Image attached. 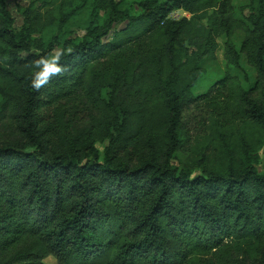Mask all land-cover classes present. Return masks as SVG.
Listing matches in <instances>:
<instances>
[{
  "label": "trees",
  "instance_id": "obj_1",
  "mask_svg": "<svg viewBox=\"0 0 264 264\" xmlns=\"http://www.w3.org/2000/svg\"><path fill=\"white\" fill-rule=\"evenodd\" d=\"M247 1L237 19L232 0H31L18 26L0 0V264H264V0ZM75 16L81 36L41 35ZM220 38L255 84L193 96Z\"/></svg>",
  "mask_w": 264,
  "mask_h": 264
},
{
  "label": "rangeland",
  "instance_id": "obj_2",
  "mask_svg": "<svg viewBox=\"0 0 264 264\" xmlns=\"http://www.w3.org/2000/svg\"><path fill=\"white\" fill-rule=\"evenodd\" d=\"M31 0H7V6L9 8V11L12 13L15 22L18 26L22 24V19L20 16L21 9L26 6ZM142 0H125L123 3V6L127 9H131L132 6L136 2H139ZM163 1V0H159ZM248 4L247 0H232V5L234 8V17L237 19L244 18V14H247V12H242V8ZM184 16H181V11L178 10H172L167 14V18L170 20H179L180 18H183ZM85 22L84 16H75L74 18L70 19L67 23L63 24V22L59 21L56 17L55 24L53 26L48 27L45 32L41 35L45 39H49L51 36H57L59 38H65L68 36H81L83 34V26ZM39 35L33 36L35 38H38ZM243 37L242 32H237L236 35L233 37V42L235 46L238 48L241 42V39ZM224 39L220 38L218 40L219 48L216 53L217 61L215 64L207 66L204 71L200 73L199 80L195 87L192 90L193 96H198L200 94H203L206 92L212 85L215 83L218 79L221 78V76L224 73H228L231 76H236L243 86L244 89L252 88L255 84V73L254 71L249 68L245 63V58L242 55L240 58V68H226L223 60V47ZM57 52V51H55ZM200 117L198 113H193L191 116L189 123L190 128L196 130L199 127ZM97 148L99 152H102L104 145H97ZM256 157V168L258 171H262L264 168V162L263 159H261L260 152H256L254 154ZM186 160V154L178 155L177 158L173 161V165L180 167L182 163ZM198 171H194L193 175H198ZM42 264H56V262L52 258L46 259Z\"/></svg>",
  "mask_w": 264,
  "mask_h": 264
},
{
  "label": "clouds",
  "instance_id": "obj_3",
  "mask_svg": "<svg viewBox=\"0 0 264 264\" xmlns=\"http://www.w3.org/2000/svg\"><path fill=\"white\" fill-rule=\"evenodd\" d=\"M57 60L59 59V57L56 58ZM54 73L55 72H59L61 71V68L59 66L55 67L52 70ZM44 83H46V79L45 80H39V81H34L33 86L37 89H39Z\"/></svg>",
  "mask_w": 264,
  "mask_h": 264
},
{
  "label": "built area",
  "instance_id": "obj_4",
  "mask_svg": "<svg viewBox=\"0 0 264 264\" xmlns=\"http://www.w3.org/2000/svg\"><path fill=\"white\" fill-rule=\"evenodd\" d=\"M179 12H180V10H178ZM181 16H184L183 18H186V19H189V17H190V15L188 14V13H185V12H183V11H181ZM180 19H182V18H180ZM179 19V20H180ZM177 21V20H176Z\"/></svg>",
  "mask_w": 264,
  "mask_h": 264
}]
</instances>
